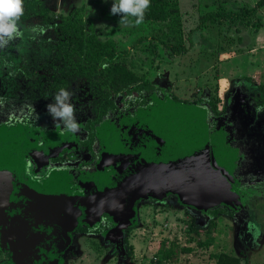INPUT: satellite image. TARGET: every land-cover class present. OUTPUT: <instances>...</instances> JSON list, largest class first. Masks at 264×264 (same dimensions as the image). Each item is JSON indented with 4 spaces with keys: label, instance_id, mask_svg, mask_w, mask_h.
<instances>
[{
    "label": "rangeland",
    "instance_id": "rangeland-1",
    "mask_svg": "<svg viewBox=\"0 0 264 264\" xmlns=\"http://www.w3.org/2000/svg\"><path fill=\"white\" fill-rule=\"evenodd\" d=\"M40 1L52 11V23L45 25L41 16L22 18L24 36L0 50V98L4 99V104L0 105V125L3 126L19 123L26 114L32 115L33 108L35 112H46L56 94L53 91L46 93L41 88L40 66L49 67L53 56L51 48L59 37L54 27L60 22L58 16L61 13L53 10L58 5H63L66 10V3L73 0ZM258 1L180 0L185 38L192 32L193 41L188 52L181 56H171L161 48L158 56H154L147 50V41L133 47L149 34L146 26L120 25L121 17L110 13L113 0H99L97 5L91 3L94 17L90 15L96 22L99 37L103 40L112 38L120 48L132 49L129 65L152 82L157 92L151 96L160 99L177 96L192 106L185 107L186 116H182L181 121H177L178 112L174 116L177 120L172 119L167 125L176 134L191 133L190 142L195 148L204 147L202 152H212L214 143L223 138L227 145L239 150L237 156L242 162L234 160L238 163L235 179L220 172L219 177L226 180L224 184L223 180L213 183L216 174L210 175L211 179L207 181L201 180V191L208 192L202 197H212L213 208H225L231 212L211 219L214 224H211L204 204L195 203L193 199L185 200L184 196L168 191L166 195H170L166 199L151 198L140 205L136 230L130 241L134 246L133 255L120 246L94 248L84 243L74 255L77 257L70 262L68 259L66 264H156L162 261L159 249L164 251L171 244L178 257L161 264H214L212 255L219 252L240 256L242 264H264V112L257 114L255 111L256 106H261L259 88L246 81V78H253L264 85V8L261 9L259 29L251 26L237 30L225 21L198 27L200 17L207 12L251 8ZM37 25L46 28L43 35L31 31ZM186 44L188 46L189 42ZM20 68L35 73L32 78L20 80L16 73ZM87 90L88 84L83 79L71 82L68 89L73 95H83ZM209 98L216 103L221 118L215 117L208 103L200 102ZM234 107L241 112L233 110L231 113V135L230 130L222 128V116L230 114ZM41 116L45 122L52 120L48 112L41 113ZM229 124L227 117L225 126ZM243 146H246L245 150ZM227 156L225 159L220 156L218 162L232 165L233 158ZM227 192L243 196L245 203L229 201ZM165 203L170 206L166 207ZM192 223L202 229L200 235L191 231ZM249 223L254 227L250 228ZM199 241L210 245L200 246ZM0 247L3 249L0 261L7 260L4 245ZM183 248L191 251H183Z\"/></svg>",
    "mask_w": 264,
    "mask_h": 264
},
{
    "label": "flooded vegetation",
    "instance_id": "flooded-vegetation-1",
    "mask_svg": "<svg viewBox=\"0 0 264 264\" xmlns=\"http://www.w3.org/2000/svg\"><path fill=\"white\" fill-rule=\"evenodd\" d=\"M43 78L42 82H47ZM42 89L52 92L43 85ZM151 95H133L128 97V104H124L123 95L113 96L117 108L105 113L88 86L85 94L71 98L80 126L75 133L65 131L63 125L55 127L53 119L45 122L41 113L47 111L42 110L36 111L39 119L26 114L15 125H0V131L14 130L21 140L13 154L10 152L9 168L5 164L4 171L10 173L13 161L21 189L31 191L36 198V206L30 210L44 221L41 239L32 240L30 251L25 252L26 262L66 264L68 259L70 262L77 257L74 255L84 243L94 248L120 246L133 255L131 236L136 230L139 207L145 200L166 199L168 191L185 198L189 184H200L202 178L207 181L214 174L213 183L218 179L224 184L225 178L219 177L221 171L223 176L234 178L235 166L241 160L237 156L239 150L227 145L223 138L214 143L212 152H202L204 147L195 148L190 142L191 133H179L172 140L163 137L166 129L157 125L166 126L173 118L177 120L174 116L178 112L177 121H181L186 116L185 107L191 105L177 96L160 99ZM200 102L208 103L212 110L216 107L215 117L221 116L210 98ZM233 110L241 112L234 107L230 114L222 116V128L230 130L231 135ZM227 117L230 124L225 126ZM226 155L233 158L230 166L218 162L220 156ZM4 220L7 223L11 217ZM20 240L0 226V245H4L7 259L0 264H26L16 254L15 247L22 245ZM50 243L53 248L44 253V247ZM0 251L3 252L1 247ZM37 256L39 260L34 261Z\"/></svg>",
    "mask_w": 264,
    "mask_h": 264
},
{
    "label": "trees",
    "instance_id": "trees-1",
    "mask_svg": "<svg viewBox=\"0 0 264 264\" xmlns=\"http://www.w3.org/2000/svg\"><path fill=\"white\" fill-rule=\"evenodd\" d=\"M262 8H264V0H259L251 8L245 7L237 11H210L200 17L198 27H204L208 23L215 24L225 21L237 30L241 27L251 26L259 29L262 23ZM51 13L52 11L44 6L40 0H25V14L23 16L25 19L32 16H42L44 24L49 25L53 21ZM141 26H146L149 34L140 38L133 47L147 41V50L154 56H158L160 48L167 50L171 56H181L188 52L192 46V32L185 38L180 0H151V8ZM54 30L59 37L51 48L52 62H49V67L44 68L43 66L41 68L40 78L44 77L43 79L47 81H40L41 88L43 85L47 91H59L61 88L67 90L72 80H87L90 93L98 97L101 104L99 109L105 113L117 108L112 99L113 96L123 95L124 104H128L131 102L128 97L133 95L148 96L157 92L146 75H141L130 67L128 58L131 57V48H120L116 40L112 38L103 40L99 37L96 22L86 6L77 7L68 15L61 14L60 22L56 24ZM186 42H189L188 46ZM16 73L18 79L23 80L32 78L35 71L20 68L16 70ZM246 81L259 88V103L264 106V85L253 78H246ZM215 108L212 111L216 112ZM195 178L192 177L191 179ZM217 181L220 182L218 179ZM202 183L199 184L196 181L192 185L189 184L190 187L184 192L187 194L184 199L188 201L193 199L195 203L204 204L211 224H214V220L211 219L221 213L231 214V212L225 208H213L212 197L208 199L202 197L204 193H208L201 191ZM228 200L232 202L241 200L240 202L245 203L243 196L236 193L229 194ZM210 230L207 231L208 234ZM191 231L200 235L202 229L197 228L192 223ZM199 244L200 246L210 245L201 241ZM183 251L191 250L183 248ZM159 253L162 254V261H171L178 257L173 244L164 251L159 249ZM212 256L215 261L214 264L243 263L242 258L233 253L219 252ZM161 262L156 264H161Z\"/></svg>",
    "mask_w": 264,
    "mask_h": 264
},
{
    "label": "clouds",
    "instance_id": "clouds-1",
    "mask_svg": "<svg viewBox=\"0 0 264 264\" xmlns=\"http://www.w3.org/2000/svg\"><path fill=\"white\" fill-rule=\"evenodd\" d=\"M150 8L151 0H113L110 13L121 17L120 25L139 26L144 23ZM24 14L25 0H0V50L24 36L21 24ZM31 31L43 35L46 28L37 25L33 26ZM72 95V92L64 88L59 89L53 97V102L47 105V112L52 117L55 127L63 125L65 131L75 133L79 131L80 126L76 119V107L71 102ZM3 104L4 99L0 98V105ZM31 111L32 118L39 119V114L34 108ZM255 111L257 114L264 112V106H256ZM249 227L252 228L254 225L249 223Z\"/></svg>",
    "mask_w": 264,
    "mask_h": 264
},
{
    "label": "water",
    "instance_id": "water-1",
    "mask_svg": "<svg viewBox=\"0 0 264 264\" xmlns=\"http://www.w3.org/2000/svg\"><path fill=\"white\" fill-rule=\"evenodd\" d=\"M148 127L147 125L146 129ZM152 127L153 124L149 128ZM157 127H163L166 129L165 132L168 131V134L164 132L163 137L169 136L172 140V137L178 136L169 125H157ZM20 143V134L16 131H0V226H5L7 232L13 234V236L18 235L21 238L20 242L22 245L18 248L17 246L15 247L16 254L26 264H32L33 261L26 262L25 252L30 251L32 240L41 239L45 228L41 227L43 219L40 216H35V213L30 210V208L36 206V198L31 191L21 189V181L15 175V164L13 161L11 162L10 173L4 171V167L7 164L9 168L10 152L13 154V150ZM10 176L11 178H9ZM7 216H10L11 220L6 223L4 219ZM53 216L55 215L53 214ZM51 231H53V228H51ZM44 248V253H46V249L49 248L51 250L53 245L50 243L47 248L46 246ZM21 250H23V253ZM37 259L39 260V256L34 261H37Z\"/></svg>",
    "mask_w": 264,
    "mask_h": 264
},
{
    "label": "crops",
    "instance_id": "crops-1",
    "mask_svg": "<svg viewBox=\"0 0 264 264\" xmlns=\"http://www.w3.org/2000/svg\"><path fill=\"white\" fill-rule=\"evenodd\" d=\"M92 2L94 4H96L99 2V0H84V1L79 2V3H77V1H75V0H73L72 3L71 2L66 3V5H65L67 7L66 10L63 8V5H58L57 8H55L53 11H55L56 13H61L63 15H68V14H70V12L73 9H75L77 7H81V6H86L90 10V14L94 17L93 10H91L92 9V5H91ZM70 3H71V5L68 7V4H70ZM171 261H168V262L170 263Z\"/></svg>",
    "mask_w": 264,
    "mask_h": 264
}]
</instances>
